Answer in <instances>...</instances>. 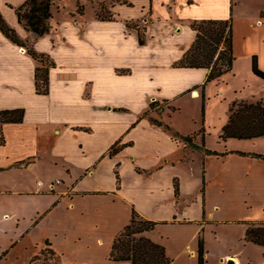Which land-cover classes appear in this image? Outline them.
Returning <instances> with one entry per match:
<instances>
[{
  "label": "crops",
  "instance_id": "obj_1",
  "mask_svg": "<svg viewBox=\"0 0 264 264\" xmlns=\"http://www.w3.org/2000/svg\"><path fill=\"white\" fill-rule=\"evenodd\" d=\"M26 1L0 0V12L22 40L49 54L56 67L50 73V93L38 94L39 63L0 30V111L26 110L23 123L4 125L6 144L0 146V235L5 229L13 231L0 249V262L9 260L13 249L27 246L30 234L51 228L56 238L49 235L30 247L50 241L61 264H130L109 258L135 209L160 223L145 236L166 247L172 264H199L202 231L206 264L214 261L215 254L216 264L230 260L256 264L254 253L264 256V246L245 242V222L264 221V159L228 153L264 155V137L222 141L221 135L234 102L264 100V80L252 70L257 54L264 70V0L255 7L259 17L234 18L233 70L206 87L208 69L173 65L195 41L189 21L227 19L236 6L233 0H129L127 11L117 14L119 21L115 15L113 21L89 20L87 12L73 16L75 11L57 9L52 31L43 37L19 22L17 8ZM132 9L137 10L135 17L129 15ZM150 13L156 20L141 45L138 29L128 23ZM155 26L178 39L171 62L160 63L157 58L165 38ZM258 34L263 42L260 51L254 41ZM242 50L250 60L247 70L242 67ZM115 54L127 63L116 66ZM118 92L145 99L143 113L153 102L168 103L166 111L150 109L148 116L141 119V113L118 125V113H132L131 107L114 102ZM183 99L198 105L199 117L192 121H199L195 133L205 129L195 143L201 149L175 138L173 133L191 135L168 124L181 110ZM155 118L163 126L151 121ZM123 139L122 145H131L111 156V149ZM205 149L223 155H207ZM62 175L69 179L66 188L46 186L47 179ZM11 200L13 207L6 208ZM58 237L65 250L57 248ZM23 257L29 264L33 255Z\"/></svg>",
  "mask_w": 264,
  "mask_h": 264
},
{
  "label": "trees",
  "instance_id": "obj_2",
  "mask_svg": "<svg viewBox=\"0 0 264 264\" xmlns=\"http://www.w3.org/2000/svg\"><path fill=\"white\" fill-rule=\"evenodd\" d=\"M53 7V0H27L21 7L17 8L19 22L29 32L36 33L41 37L48 35L53 29L51 23L54 17ZM78 9L80 15L85 14L84 10ZM97 18L102 21L116 20L114 15L101 17L98 14ZM189 22L192 30L196 32L195 41L185 51L183 57L174 63L173 67L208 69L209 73L203 85V87H206L211 82L219 81L224 75L233 70L236 60L234 52L233 12L229 18L223 20H190ZM128 26L138 29L139 43L145 45V37L140 26H131L129 23ZM0 30L13 43L26 47L29 55L39 63L35 73L36 91L41 95L49 94L50 73L51 69L56 67L55 61L49 54L38 52L28 41L22 40L17 31L7 23L1 12ZM252 70L256 76L264 80V70L260 66L258 55L253 56ZM157 104L158 102L151 103L150 109L156 108ZM230 111L229 122L224 126L221 135L222 141L229 139L252 140L264 137V100L257 102H234ZM25 113L26 110L24 108L0 111V146L6 144L4 125L23 123ZM151 121L157 126H163V123L158 120L151 119ZM173 136L175 138L180 137L191 145L193 144V136L183 137L178 133H173ZM130 145L124 144L118 146L117 143L111 149L110 155L117 154L123 148ZM193 146L200 148L194 144ZM205 153L215 156L223 155L220 152L209 149H205ZM230 153L264 159V155L255 153L229 152L228 154ZM116 176L118 189H120V174L118 171H116ZM175 195L177 198L180 196V188L177 182H175ZM245 223L247 224L245 242L264 246V221H249ZM159 224V222L145 219L134 209L130 223L120 232L112 246L109 260L114 263L172 264L173 259L167 255L166 247L145 236V233L155 230ZM45 245V248L40 251L39 255L34 256L29 264H34L41 256H44L45 259L47 257L48 261L51 259H55L57 263L61 261L57 252L52 248V243L46 241ZM199 264H206L203 231L199 237Z\"/></svg>",
  "mask_w": 264,
  "mask_h": 264
},
{
  "label": "rangeland",
  "instance_id": "obj_3",
  "mask_svg": "<svg viewBox=\"0 0 264 264\" xmlns=\"http://www.w3.org/2000/svg\"><path fill=\"white\" fill-rule=\"evenodd\" d=\"M233 1H234V3H236V6H235V9L233 12L234 18L237 17V18H240L243 20L247 16H251L254 18L257 16L258 17L260 16L259 10L257 8H255L258 5L259 0H233ZM239 1L241 3L237 4V2H239ZM53 3H54V7H53L54 11H56L57 9L59 12H62L63 9H65L66 11H70V10L75 11V14L73 16L80 15L78 8H81L82 10L87 12V19H89V20L95 19V17L97 18V15L99 14V15H101V17H110L111 15H115L117 20L119 21V17L117 14H121V13L123 14V12L127 11V8L130 7L129 6V4H130L129 0H53ZM136 14H137L136 9L129 10V15H131L132 17H135L134 15H136ZM155 20L156 19L153 18L152 13H150L141 19L138 18L137 20H135V19L131 20V22L129 24L131 26L139 25L140 28L142 29V33H143L144 37H147L146 31L149 30V27H153L152 24L155 23ZM154 30H155V32H159L160 27L155 26ZM160 34L162 37L164 36L165 40H163L161 42V47L156 52L157 58L160 61V63L171 62V60H173V58L175 57V54L177 53L176 45L178 43V41H177L178 39L176 37L168 36V34L167 35L163 34V33H160ZM239 37L241 38V41H242V37L244 38L242 28L239 30ZM238 41H239V45H241L240 39ZM254 41L259 42V44H257V46H258L257 48H259L258 50L260 51L261 50L260 48L263 47V42L260 43V34H258V37L255 38ZM155 44H156V42L152 41V43H151L152 48L155 47ZM241 54H242L241 63H242L243 70H247L249 65H250L249 57L246 55L245 51H243V50H242ZM257 55L259 56V54H257ZM113 63L116 66H119V65L126 64L127 61H123L122 59L119 58V56H117L115 54V60ZM119 70H123V69H119ZM120 72H122V71H120ZM122 85L123 84H120V86H122ZM113 100L117 105L128 106V107H131V109H132L131 114L118 113L116 115V121H117L118 125H121V123H128V121L130 119H134L135 117H139V114L144 112L146 105H147V101L145 99H143V100L135 99L134 97L124 95V94L119 93V92L113 97ZM167 104L168 103H158L156 105V108H154L153 110L161 112V114H162L163 110L166 111L165 106H167ZM173 107L174 106H171V108L173 110H176V111L179 110V108H177V107L173 108ZM180 107H181V110L178 113H176L177 114L176 118L172 119V120L168 119V124L170 127H172V129H174L176 131H180V132H182V134L193 136V142L192 143L195 145L196 141L198 140V136H200V134H204V135L206 134L205 129H203L199 133H195L196 132L195 123H198L199 121H192V120H197L199 117L198 105H197V103H195L192 100L183 99L180 101ZM149 113H150V109L148 108L145 111V113H143L141 115L140 118L142 119V118L148 116ZM169 114H172V113L169 111ZM155 120H158V118H155ZM178 139L181 141H184L186 144L190 145V147H192L194 149H201V147L195 148L193 146V144L191 145L190 143L186 142L184 139H182L180 137ZM117 143H118V146H122V143H124V139L122 142L119 141ZM53 172L56 173L55 170L52 171V174H53ZM49 178H51V177H49ZM37 182H38V180H37ZM38 184L40 186L41 183L39 182ZM53 184L55 187L57 186L59 189H64L68 186L69 179H68V177H66V175L65 176L64 175L58 176V179H56L55 177L51 180L47 179L46 186L50 187ZM55 187L53 188V190L55 189ZM5 207L6 208H12L13 207L12 200L10 202H8L7 205H5ZM2 212L3 211L1 209L0 210V216H1ZM6 212L10 213V211H6ZM9 220L11 221L10 218H9ZM236 228L237 227L234 228L235 231H239ZM53 232H54V229L50 228L47 230L41 229L39 231L34 232L33 234H30L25 239L27 241L28 245L27 246L21 245V247L13 249L12 252L10 253V255H11L10 259L9 260L3 259V261L0 262V264H11V262H12V264H26L25 259H23L24 258L23 255L28 256V255L32 254L34 257L36 255H39L40 251L43 248H45V246H46L45 243H43L41 245H38L34 249V247L31 248L30 245L44 242L43 239L49 238L51 235H53L56 238V235ZM12 236H13V231L7 230V229H5V234H3V236L0 235V249L1 250H3L7 246L8 242H9V237H12ZM58 238L59 239H55V244H56L57 248L59 250H63V249L65 250L66 246H64L65 245L64 241L60 237H58ZM221 244H222V242H221ZM20 254H22V255H20ZM2 258H0V261ZM17 258L20 260H18ZM44 259H45V257L41 256V258L39 260L35 261L34 264H45V263L46 264H61V262L57 263L55 259H51L49 261H48L47 257L45 260ZM254 260H255L256 264H264V256H262V254L260 252L254 253ZM217 261H218V256H217V254H215L214 255V261H212L211 264H216ZM62 263H63V260H62ZM67 264H71V263L67 262Z\"/></svg>",
  "mask_w": 264,
  "mask_h": 264
},
{
  "label": "bare ground",
  "instance_id": "obj_4",
  "mask_svg": "<svg viewBox=\"0 0 264 264\" xmlns=\"http://www.w3.org/2000/svg\"><path fill=\"white\" fill-rule=\"evenodd\" d=\"M261 23V22H260ZM195 93L193 94L194 95V97H198V92L197 91H194ZM235 264H238V263H235Z\"/></svg>",
  "mask_w": 264,
  "mask_h": 264
},
{
  "label": "water",
  "instance_id": "obj_5",
  "mask_svg": "<svg viewBox=\"0 0 264 264\" xmlns=\"http://www.w3.org/2000/svg\"><path fill=\"white\" fill-rule=\"evenodd\" d=\"M228 264H235L233 260H230Z\"/></svg>",
  "mask_w": 264,
  "mask_h": 264
},
{
  "label": "built area",
  "instance_id": "obj_6",
  "mask_svg": "<svg viewBox=\"0 0 264 264\" xmlns=\"http://www.w3.org/2000/svg\"><path fill=\"white\" fill-rule=\"evenodd\" d=\"M51 187H52V189H53V188L55 187V186H54V184H53V185H51Z\"/></svg>",
  "mask_w": 264,
  "mask_h": 264
}]
</instances>
